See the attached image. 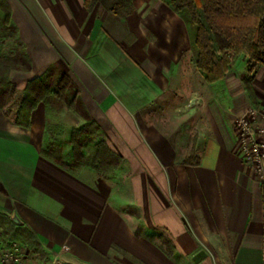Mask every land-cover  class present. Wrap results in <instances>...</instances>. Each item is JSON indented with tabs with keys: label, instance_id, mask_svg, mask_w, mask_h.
<instances>
[{
	"label": "crops",
	"instance_id": "obj_1",
	"mask_svg": "<svg viewBox=\"0 0 264 264\" xmlns=\"http://www.w3.org/2000/svg\"><path fill=\"white\" fill-rule=\"evenodd\" d=\"M6 1L31 60L26 73L32 78L53 64L68 74L128 170L123 191L118 177L108 186L87 184L40 154L42 106L32 111L29 128L10 123L0 110V178L7 175L2 162L13 153L14 183L25 185L15 190L18 200L28 201L26 192L44 196L49 205L41 207L61 212L67 232L78 239L75 248L55 249L53 257L68 264H264V190L232 132L234 116L248 101L232 73L220 81L217 112L203 106L206 137L196 164L177 162L175 142L139 124L148 95L174 84L184 56L191 61L183 20L163 0H132L125 16L100 2L87 11L83 0ZM127 204L138 209V236L136 218L122 210ZM153 231L172 246L170 254ZM199 250L205 256L195 263Z\"/></svg>",
	"mask_w": 264,
	"mask_h": 264
},
{
	"label": "trees",
	"instance_id": "obj_2",
	"mask_svg": "<svg viewBox=\"0 0 264 264\" xmlns=\"http://www.w3.org/2000/svg\"><path fill=\"white\" fill-rule=\"evenodd\" d=\"M163 1L185 23L189 35L190 60L202 73L204 80L214 82L223 78L232 61L241 55L249 73L243 80L244 89L251 103L257 105L251 82L254 65L264 67V0ZM97 2L119 16H125L133 10L132 0H83V5L90 11ZM7 39H11L13 46L4 52L3 43ZM30 69L31 60L12 21L10 6L6 0H0V110L5 116H10L7 107L15 92L11 73L28 72ZM40 103L46 108L43 135L46 134L47 139L46 145L40 148L44 156L61 162L62 145L66 143L70 146L74 167L87 164L96 174L104 176L116 174L122 169L123 157L106 143L99 125L92 119L80 97L78 85L53 64L25 82L13 102L12 123L29 128L31 113ZM59 109L71 110L82 121L78 127L69 128L64 138L52 135L50 120ZM55 145L58 146L56 152L53 149ZM176 161L196 164L198 156L191 162ZM141 230L142 223L139 222L134 234L140 235ZM10 233L16 235L15 230ZM0 237L7 244V239L3 235ZM160 241L164 251L170 254L172 246L164 239Z\"/></svg>",
	"mask_w": 264,
	"mask_h": 264
},
{
	"label": "rangeland",
	"instance_id": "obj_3",
	"mask_svg": "<svg viewBox=\"0 0 264 264\" xmlns=\"http://www.w3.org/2000/svg\"><path fill=\"white\" fill-rule=\"evenodd\" d=\"M97 39L94 41L95 48H97L98 45ZM12 46L13 42L11 39L5 40L3 43V51L8 52ZM253 71V83L258 95L257 105H253L251 103L247 92L244 89L243 80L249 76V73L246 70L245 61L242 59L241 55L237 56L232 61L227 71V74L232 73L233 77L236 78L238 83H240V86L243 87L245 91L244 97L248 100L244 110L234 116L232 132L235 137L237 132V118L243 114L248 116L247 109L249 107L251 109H260L261 107H264V67L255 64ZM30 77L31 74L26 72L13 71L11 73V79L14 82L15 92L7 107L10 116L6 117L10 123H12L11 116L14 112L13 102L15 101L16 96H18L20 90L23 88L25 82L30 79ZM223 78L214 82H206L202 73L195 68L191 61H188L187 57L184 56L180 62L179 72L172 78V83L174 82V84L170 83L169 88L165 91H158L157 89H154L153 92L148 95L146 104L142 106L137 113L139 115V124L149 131H158L175 142L177 160H185L188 162L193 161L197 156L198 150L201 148L204 138L206 137L203 106L206 105L210 107L209 110H211L213 114H215V111L217 112V109L220 108L218 99L220 100L221 97H224L220 91V81ZM39 105L44 108L45 124L46 108L41 103ZM226 110L228 111L229 109ZM50 123L53 125L52 135L64 138L69 128L78 127L81 125L82 121L71 110L59 109L51 117ZM40 126L41 125L38 122H35L33 127V129L38 132V136L41 132ZM43 132L44 127L42 131L41 146L46 145L47 139L46 134L43 135ZM53 149L54 152H56L58 146H53ZM11 154L12 155H10V157L12 158L10 161L4 160L1 164V166L4 164L3 170L6 169L5 174L7 175L4 178H0V236L3 235L5 239H7V244L12 242L21 244L29 250L30 254L34 255V258L45 260L52 264H68L61 262L60 259L54 258V254L52 255V253L58 248L68 250L70 248H75L78 239L67 232V228L65 226V224H67V219L63 217L61 212H58L56 208L54 209L52 206H50L51 210H45L43 209V206V208L41 207V204L49 205V201L46 200L44 196H38L34 192H30L32 194L31 195L29 192H26L27 195L29 194L28 199L30 201L28 200L26 202H22L18 200L19 197L17 194H19V192L16 193L15 190L19 189L20 186L25 185L21 183H14L12 171L13 158L15 155L13 153ZM40 154L58 166V168L65 173L77 177L79 180L84 181L87 184L94 186L95 182L100 180L101 183L108 186L114 177H118L117 188L123 191L125 187L124 176L127 175L128 172L124 166L125 161H123L122 169H120V171L116 174L104 176L96 174V172L87 164L74 167L70 146L66 143L62 145L61 162H56L53 158L50 156H44L41 152ZM20 190L21 188L19 191ZM32 202H38L40 204L38 205V207L40 206V210L32 207ZM122 210L126 213L134 215L136 218V225L141 222L136 206L127 204ZM13 230L16 232L15 236L10 233V231ZM158 235L154 231L150 234V236L157 242ZM159 238V240H161L164 237L161 234L159 235ZM49 244H52L50 247L51 250L47 249Z\"/></svg>",
	"mask_w": 264,
	"mask_h": 264
},
{
	"label": "built area",
	"instance_id": "obj_4",
	"mask_svg": "<svg viewBox=\"0 0 264 264\" xmlns=\"http://www.w3.org/2000/svg\"><path fill=\"white\" fill-rule=\"evenodd\" d=\"M247 110L248 116L243 114L236 121L239 154L255 172L264 190V107ZM33 256L17 242L6 245L0 240V264H52Z\"/></svg>",
	"mask_w": 264,
	"mask_h": 264
},
{
	"label": "water",
	"instance_id": "obj_5",
	"mask_svg": "<svg viewBox=\"0 0 264 264\" xmlns=\"http://www.w3.org/2000/svg\"><path fill=\"white\" fill-rule=\"evenodd\" d=\"M204 256H205L204 250H199L192 256V260L195 263H198Z\"/></svg>",
	"mask_w": 264,
	"mask_h": 264
}]
</instances>
